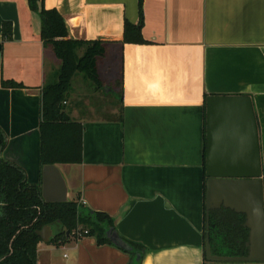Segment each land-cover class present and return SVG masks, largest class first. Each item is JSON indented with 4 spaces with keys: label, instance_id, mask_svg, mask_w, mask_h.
I'll use <instances>...</instances> for the list:
<instances>
[{
    "label": "crops",
    "instance_id": "0c3cea01",
    "mask_svg": "<svg viewBox=\"0 0 264 264\" xmlns=\"http://www.w3.org/2000/svg\"><path fill=\"white\" fill-rule=\"evenodd\" d=\"M45 7L64 17L72 39L108 42L104 89L79 74L65 102L83 127V162L56 165L70 201L111 216L122 238L144 247L141 264H206L207 97L251 96L264 173V0H144L145 45L123 43L125 23H140L139 0H45ZM4 22L13 24L11 41L3 40ZM41 27L27 0H0V157L31 183L43 169L42 90L61 68ZM5 81L27 88L7 89ZM132 263L94 236L38 248L37 264Z\"/></svg>",
    "mask_w": 264,
    "mask_h": 264
},
{
    "label": "trees",
    "instance_id": "16d2710c",
    "mask_svg": "<svg viewBox=\"0 0 264 264\" xmlns=\"http://www.w3.org/2000/svg\"><path fill=\"white\" fill-rule=\"evenodd\" d=\"M143 3L144 0H139V25L128 21L125 23L124 44H149L143 39L141 32L144 21ZM27 4L30 11L41 18L43 44L52 49L61 61L56 81L48 83L42 90L41 166L80 164L83 162V127L70 117L65 102L71 96L76 75H83L96 91L104 89L99 69L107 56L108 42L72 39L64 17L56 9H47L45 0H27ZM2 33L5 42L13 40V24L4 22ZM2 86L7 89L27 88L17 81H5ZM5 147V137L0 129V155ZM40 174V181L31 183L21 167L0 157V264H37L38 248L42 241L37 233L46 226L55 229V236L50 243L59 248L71 241L80 240L76 234L79 230H87V236L96 237L99 245H113L107 237L110 229L116 230L111 216L87 210L78 200L45 203L42 199V171ZM206 181L205 156V197ZM244 222L245 216L229 209L211 212L209 233L214 255H247L245 244L249 233L243 226ZM206 232L205 212L204 244ZM124 240L133 248L132 252H127L132 256V264H141L144 247ZM138 255H141V262H137ZM204 259L206 262L205 256Z\"/></svg>",
    "mask_w": 264,
    "mask_h": 264
},
{
    "label": "water",
    "instance_id": "95a60500",
    "mask_svg": "<svg viewBox=\"0 0 264 264\" xmlns=\"http://www.w3.org/2000/svg\"><path fill=\"white\" fill-rule=\"evenodd\" d=\"M1 67L0 52V85ZM206 139V264H264V173L259 124L251 96L208 97ZM42 199L53 204L70 201L67 182L56 165L42 169ZM223 208L245 216L247 255L213 254L210 214ZM37 234L46 243L55 236L51 226ZM107 237L117 248L133 251L116 230L110 229ZM137 262H141V255Z\"/></svg>",
    "mask_w": 264,
    "mask_h": 264
},
{
    "label": "rangeland",
    "instance_id": "374dc122",
    "mask_svg": "<svg viewBox=\"0 0 264 264\" xmlns=\"http://www.w3.org/2000/svg\"><path fill=\"white\" fill-rule=\"evenodd\" d=\"M106 61H107V57H106V59L104 60V62H103L102 64L104 65ZM79 77H80V75H76L75 78L73 79V91H74V89L76 88V85H77V82H78ZM75 200H78V201L80 202V200L77 199V198L74 196L73 201H75Z\"/></svg>",
    "mask_w": 264,
    "mask_h": 264
},
{
    "label": "built area",
    "instance_id": "2783aa9c",
    "mask_svg": "<svg viewBox=\"0 0 264 264\" xmlns=\"http://www.w3.org/2000/svg\"><path fill=\"white\" fill-rule=\"evenodd\" d=\"M81 204L82 205H85V202L84 201H81ZM76 234L78 235V238L81 239V238H84L85 236H87L89 234V232L87 230L84 231V232H82V231L79 230V231H77Z\"/></svg>",
    "mask_w": 264,
    "mask_h": 264
}]
</instances>
